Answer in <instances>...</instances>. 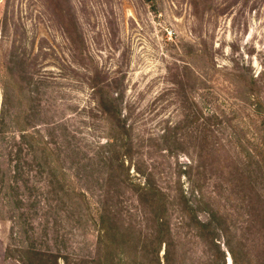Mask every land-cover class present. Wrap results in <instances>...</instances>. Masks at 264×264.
<instances>
[{
    "label": "rangeland",
    "instance_id": "obj_1",
    "mask_svg": "<svg viewBox=\"0 0 264 264\" xmlns=\"http://www.w3.org/2000/svg\"><path fill=\"white\" fill-rule=\"evenodd\" d=\"M14 59L53 153L18 149L17 97L1 112ZM257 101L264 0H0V264H233L200 222L257 211ZM261 219L229 236L243 264H264Z\"/></svg>",
    "mask_w": 264,
    "mask_h": 264
},
{
    "label": "trees",
    "instance_id": "obj_2",
    "mask_svg": "<svg viewBox=\"0 0 264 264\" xmlns=\"http://www.w3.org/2000/svg\"><path fill=\"white\" fill-rule=\"evenodd\" d=\"M183 49L185 51V47H183ZM23 64H24L23 59H17V60L14 59L13 66L12 65L9 66V69L2 66V70H1L2 77L5 79L6 76H11L9 71L13 70L14 72V69H13L14 66L16 70L18 68H22ZM232 64L235 68H238V64L236 63V61H233ZM5 69L7 70L5 71ZM249 79H250L249 80L250 87H253V86L256 87L258 85L257 80L254 78V76H250ZM13 80L14 79L10 81H13ZM6 81L7 79H5V81L1 79V85L3 87V92H4V97H3V101L1 105V112L3 111L6 112L9 102H11V98L14 96L17 97V100L15 101L19 105L18 106L19 110L17 112V119H16L18 121H14L15 127H12V128L14 132L18 133V134L15 133V140L16 138L20 139V144L18 146V149L20 151L29 150V152H32L34 155H36L37 153V151L35 150L36 147H43V149H45L46 152L53 153L52 151L53 148H51V144L53 142H45L42 139L43 137L42 135H39L38 136L39 138H36L32 133H30L31 131H33V129H36V126L40 125V123L38 125H33V122L30 120L29 115L31 114V112L33 115H40L37 109H40V111H42L41 110L42 101L38 99L39 103L37 104V107H35L34 109L32 106L29 107L28 97L30 96L28 95L29 93H26V91L30 89L26 88L27 85H24L25 87L23 88L20 87V90H19V87L15 82L10 83L9 85H6ZM95 86H98V85H95ZM22 90H24V93H22ZM101 90L102 89H99V87L98 88L94 87L92 89V91H96V92L98 91V93L99 92L101 93ZM33 92L35 91H32V93ZM22 96L24 97L28 96V97L25 100H23V98H21ZM116 96H117V93H116ZM118 100H119L118 98L114 97L112 102L109 101V103L115 104V107L118 108V106L120 105L118 103ZM257 103H258V106L262 107L264 110V102L257 101ZM4 125H5V118L3 119L2 124H1L2 129H0V135H3L5 133ZM33 145H34V149L32 148ZM245 151L247 152H242L240 154V158L238 159V162L242 163L241 171L243 170V167L250 168L251 175L249 176V179L245 178L246 183L243 182L244 187L242 188L244 189L248 187L247 189L251 191L252 197L249 200L250 203H245L244 206L253 205V209L257 211L254 213H251V212L239 213L240 211L238 212L236 211L235 215H232L231 213H226L228 218L225 222V226H226L225 229H221V225H223L222 223H224V219L221 218V220L219 221L218 215L220 213H216L214 211H212V213L207 215L204 221L200 222L204 227L208 228L210 231H213L214 234L220 233V231L224 232V235H221V238H225V243L231 255L233 264H243V263L241 259L239 258L237 251H235L233 247H231V240L229 239V236L233 235V233H236V234L240 233L243 235L247 230H250L252 227H255V222H256L255 218L260 217V216L262 217L261 222L264 228V135H263L262 141L258 144L255 152H252L250 150H245ZM124 164H125V161H123L122 165L124 166ZM16 168H15V171H16ZM60 170H63V169L60 168ZM63 171L65 172V170ZM143 191H144V195H149L150 193H152L153 188H151V185L148 183L147 185H144ZM182 197L186 199L184 195ZM211 199H214V198H211ZM185 206L189 209H192V207L190 206L188 202H186ZM233 218H235V221H233ZM101 222L102 224H105L104 218L101 219ZM159 223H160V226L166 225L165 221H159ZM232 230H234L235 232ZM242 238L243 236L240 235V238H239L240 245H243V240H241ZM244 255H247V253ZM248 260L249 262L244 263V264L254 263L252 259H248Z\"/></svg>",
    "mask_w": 264,
    "mask_h": 264
}]
</instances>
